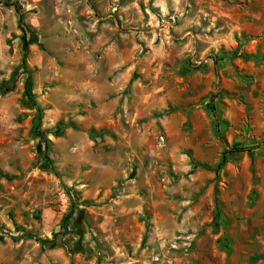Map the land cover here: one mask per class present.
<instances>
[{
  "label": "rangeland",
  "instance_id": "1",
  "mask_svg": "<svg viewBox=\"0 0 264 264\" xmlns=\"http://www.w3.org/2000/svg\"><path fill=\"white\" fill-rule=\"evenodd\" d=\"M9 1L0 264H264V0Z\"/></svg>",
  "mask_w": 264,
  "mask_h": 264
},
{
  "label": "trees",
  "instance_id": "2",
  "mask_svg": "<svg viewBox=\"0 0 264 264\" xmlns=\"http://www.w3.org/2000/svg\"><path fill=\"white\" fill-rule=\"evenodd\" d=\"M0 4L4 5V6H7V7H10L12 9H14L16 11V13L18 14V23H19V27L21 28V30L23 31V38H24V43H25V51H24V54H23V58H22V64L24 67H27V56H28V51H29V44H30V40L28 39L27 37V30L24 26V18H23V12L21 11V8L20 6L15 2V1H9V0H0ZM217 62H218V57H216L215 59ZM27 85H28V81L26 82V100H34L31 93L29 92V89L27 88ZM36 104V103H35ZM210 106H211V109L213 112H217L216 111V107L213 103H210ZM216 114V113H215ZM42 116H43V110L41 107H38V120H39V125H40V122H41V119H42ZM220 125V124H218ZM37 132H38V135L41 136L43 138V140L45 141L46 143V146H47V150H48V139L44 136V132L41 131L39 128L37 129ZM246 147H232V148H229V149H225L223 151V154H222V159L219 163V166H222L228 159V155L230 153H233L235 151H240V150H245ZM75 207L72 206V208L68 211V213L63 217L62 219V228L64 231H68L69 227H70V224H71V221L73 219V216L75 214Z\"/></svg>",
  "mask_w": 264,
  "mask_h": 264
}]
</instances>
